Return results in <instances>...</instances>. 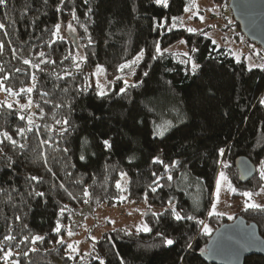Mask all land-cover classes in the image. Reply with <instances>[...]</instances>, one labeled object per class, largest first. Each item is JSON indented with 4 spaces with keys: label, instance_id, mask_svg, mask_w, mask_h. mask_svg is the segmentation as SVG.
I'll use <instances>...</instances> for the list:
<instances>
[{
    "label": "trees",
    "instance_id": "1",
    "mask_svg": "<svg viewBox=\"0 0 264 264\" xmlns=\"http://www.w3.org/2000/svg\"><path fill=\"white\" fill-rule=\"evenodd\" d=\"M22 3L23 0H8L7 9L0 8V22L6 24L4 29H0V43L4 44L0 54V69H3L0 71V82L15 92L33 87L30 94L33 101L31 112L35 113L33 119L36 124L47 123L58 129L59 125L55 124L53 117L59 119L66 116L76 125L77 131L66 140H61L55 131L46 134L41 127L39 135H35L37 130L33 128L32 132L26 133L27 139H24L16 134V129L26 126V121L19 120L17 109H8L0 104V133L8 132L19 144L25 145L23 149L12 151L11 145L5 141V150L16 163L11 169L0 165V178H3L0 188L11 193L9 199L8 193L0 192V247L4 250L11 248L20 264H100L101 260L104 264H119L121 259L125 264H208L201 254L205 252L214 231L229 222L225 216L209 214L219 173H227L239 197L244 192L257 191L263 183L259 169L260 162L264 161V106L258 104V98L264 95V70L252 67L249 71V66L255 63L246 57L250 53L248 49L245 55L238 58L232 50L219 47L201 32L189 33L183 28L168 30L172 18L184 14L185 0H169L168 8L155 5L152 0H139L138 18H134L130 0H91V20L95 22L88 23V30L94 41L92 46L82 47L87 42L86 39H79L84 36L83 29L73 22L77 28V42L86 57L80 70H76L71 57L59 63L69 53L76 54V47L70 40L52 37L49 47L44 43L49 38L48 34L45 33L41 38L45 27H52L55 23L67 25L71 19L68 11L55 12V0H50L53 6L45 9L47 15L41 14L32 26L40 0H32L33 10L25 18L20 16ZM76 3L77 15L82 22H87L83 15L87 6L83 5L82 0H76ZM226 3L229 1L226 0ZM5 12L12 16L15 23L8 24L2 19ZM159 23H163L164 27L157 28ZM234 25L242 33L235 20ZM154 40L160 41L162 50L179 40L186 41L185 53L193 56L200 64V70L195 75H185L187 69L182 63L187 59L185 54L180 55L179 59L174 53L165 51L163 57L150 59ZM193 47L198 51L191 52ZM141 48L146 49L145 57L132 79L142 78L143 83L138 88L129 89L130 103L128 99H114L110 105L107 97L102 99L94 88L85 86L87 77L98 66H103L108 81L113 85L109 94L118 91L123 84L116 77L125 74L118 70L119 64L130 62ZM40 51L46 53L43 59L55 60L57 63L40 64L43 71L23 63L24 59L39 63ZM17 68L21 71L17 72ZM144 70L149 71L147 77L142 76ZM33 75L36 81L32 80ZM209 78L219 89L210 98L202 92ZM63 87H69L71 95H76L71 92L72 88H85L83 95H77L74 111L70 115H67V108L55 107L56 103L66 100L69 95L61 91ZM45 91L49 95L42 97L41 93ZM25 96L28 97V94L22 92V99H26ZM45 99L50 103L45 104ZM40 108H43V113ZM149 108L152 111L149 112ZM125 109L133 115L139 112L145 116L144 133L135 137V142H129L126 136L120 134L124 118L119 113ZM89 112L95 113L100 119H91ZM225 112H229V115L225 116ZM178 113L185 118L178 128L166 133L163 138H155V141L148 135L153 120L158 124L168 120L176 124ZM188 133L197 138L194 144L198 153L207 152V157L197 158L191 152H180L179 144ZM48 135L53 137L49 141L51 147L40 144ZM104 136L115 138L114 151L103 149L99 141ZM85 137L88 140L85 150L87 163L79 160L81 141ZM0 139L3 137L0 136ZM65 146L70 147L67 157L62 152L54 151V148ZM158 146L164 151L160 152ZM217 146L228 149L222 158L214 152ZM92 152H95L94 156L90 155ZM133 155L135 159L130 163L129 157ZM155 155L164 157L165 163H170L173 158L187 160V176L182 177L181 171H175L173 187L157 188L156 193H153L149 185L156 177L152 176V172L156 171L159 175L163 171V165L151 162ZM239 157H247L257 168L256 175L245 183L240 182L235 165ZM65 160L76 166L67 169L72 172L71 177L65 175ZM49 167L52 172L47 170ZM122 172L127 173L128 180L124 187L117 189L116 183L120 182ZM31 175L40 178L39 184L37 181H26V177ZM76 180L80 183H75ZM160 182L165 183L163 180ZM52 183L57 184V190L49 193ZM60 183L77 198L68 197L59 189ZM32 187L44 191L46 196L29 197L28 192ZM84 188L88 189L89 197L82 196ZM198 193L200 202H197ZM170 195L175 196L177 211L183 209L195 215L197 220L207 225L210 232L206 234L204 225L194 221H176L169 213L159 219L147 213L145 220L151 232L119 228L106 233L96 246L100 259L84 261L67 249L66 242L63 246L55 244L57 238L62 239L67 226H71L84 213L95 212L102 206L114 207L122 199L162 208L161 200L166 202ZM85 200L88 202L85 203ZM65 204L71 211L65 210L61 216L59 210ZM17 215L21 216L23 223L16 221ZM239 217L256 223L264 238V211L239 208L234 220ZM57 223L61 228L59 234L54 232ZM23 224L27 225V229L23 228ZM9 228L13 229L11 233ZM158 232L176 242L172 246H150L159 242ZM29 233L42 235L45 239L35 245H31L30 240L28 244H18L22 236ZM6 234L15 235L17 240L4 241ZM188 243L192 245L191 248L186 246ZM29 248H36L37 251L29 250L27 257L16 255L18 250ZM69 255L74 259L69 260ZM244 264H264V258L251 256Z\"/></svg>",
    "mask_w": 264,
    "mask_h": 264
},
{
    "label": "snow or ice",
    "instance_id": "2",
    "mask_svg": "<svg viewBox=\"0 0 264 264\" xmlns=\"http://www.w3.org/2000/svg\"><path fill=\"white\" fill-rule=\"evenodd\" d=\"M130 2H131V9H132V13L134 14V18H138V16L136 14L139 11V0H130ZM152 2L155 5H159V6H162L164 8H168V6H169V0H152ZM82 3H83V5L87 6L85 9V12L83 13L85 20L87 22H82L80 19V16L77 15L76 0H55L54 10L57 13H61L65 10L68 11V15L70 16L71 19L66 25L67 31H69L72 34H75L77 31V28L74 26L73 22H75L76 25H79V27L82 28L83 32H84V36L79 37V39H86L87 42L82 47L87 48V47L92 46L94 43L91 35L89 34L88 23H94L95 21L91 20V17L93 14V8L91 6V0H82ZM52 6L53 5L50 3V0H40V6L35 9L36 16L33 19V21L31 22V25L32 26L35 25L36 20L39 19V16L41 14L46 16L47 11L45 9L52 7ZM7 7H8V0H0V8L7 9ZM32 10H33L32 0H23L22 6L19 9L21 18L27 17L28 12L32 11ZM2 19L6 20L8 22V24L15 23L12 16L8 12L4 13V16L2 17ZM179 19H180L179 17H173L172 18L173 22L169 26L168 30L175 28L176 27V21H178ZM5 27H6V24L3 22H0V29H4ZM61 27H62L61 23H55L52 27H45L42 30L41 38L43 37V35L45 33L48 34V37H49L47 40H44V43L46 45H48L49 47L51 46V38L52 37H57L58 39H61V40L64 39V37L60 35ZM156 27L157 28H163L164 24L159 23L156 25ZM187 31L189 33H193L196 30L192 29V28H188ZM179 43L185 44L186 41L180 40ZM3 48H4V44L0 43V54H2ZM152 48L154 49V51H152L150 54V59H152V60H155L158 57H163L164 52L167 51V49L162 50L159 40H154L152 42ZM190 51L194 53V52L198 51V49L193 47L190 49ZM145 53H146V49L141 48L138 51V53L136 54V56L134 57V59H132L130 62H125V63L119 64L118 70L122 73H125V74L116 77V79L122 81V84H123V86H121L118 91H115L114 93H112L110 95L109 91H106L104 89H100V91L98 92V95L102 99L107 97L108 103L110 105L114 99H116V100L128 99L129 103H130L131 100L129 97V89L138 88L143 83L142 78H137V79L133 80L132 77L136 76V70L139 68L140 63L144 60ZM185 55L187 56V59L182 61V63L184 64V66L187 69V71L185 72V75H195L200 70L201 66L198 62L195 61L193 56L188 55V53H185ZM256 55H259V54H256ZM45 56H46V53L44 51H40L39 52V58H40L39 63H33L29 59H24L23 63L25 65H30L31 67L37 68L40 71H43V69H40V64H46L47 65L49 63H52V64L57 63V61H55V60L43 59ZM70 57L72 59L73 67L76 70H80V62L81 61H86V57L82 54L73 55V54L69 53V55L64 56L63 60L59 61V63L62 64L64 62V60H68ZM252 67H259L261 70H264V64L250 65L249 71L252 70ZM0 71H3V69H0ZM16 71L20 72L21 69L17 68ZM67 75H72V73H67ZM148 75H149V71L144 70L142 73V76L147 77ZM58 78H61V77H58ZM4 79L7 80L8 77H4ZM32 80L36 81L35 75L32 76ZM109 83H112V82L110 81ZM97 87L99 88V85H97ZM0 89L6 90L9 93V95L13 94L12 89L11 88L5 89V85L2 82H0ZM33 90L34 89L31 86L21 89L22 92L28 94V100H27V103L19 105V109L16 112V114L18 115V118L20 121H26V126H21V127L17 128L16 134L20 135L24 139H27V136H26L27 132H32L33 128H35L37 130L35 135H39V130L41 127H43L44 132L46 134L52 133L55 131L57 136H59L61 140H66L68 137H71L72 134L77 131V127L70 119L66 118V116H61V118H59V119H56L55 116L53 117L55 124L59 125L58 129H54L50 124H47V123H45L43 125L36 124L35 120L33 119V116L35 115V113L31 112V109L33 107V101L31 99L30 94L33 92ZM218 90L219 89H218L216 83L211 78H209L207 80V82L202 87V92L208 98H210L211 95L214 94ZM61 91H63L66 94L70 93L69 87H63L61 89ZM84 91H85L84 87L72 88L71 92L76 93V95L69 94L66 100H64L60 103H56L55 107L56 108H62V107L67 108L68 109L67 115H70L71 112L74 111V106L77 102V95H83ZM48 95H49V93L46 91L41 93L42 97H47ZM44 103L49 104L50 102H49V100L45 99ZM258 104L260 106H264V95H262L258 98ZM5 106L8 109H12V107H13L12 104H7ZM36 107H40V106L36 105ZM40 111H41V113H43V108H40ZM148 111L150 112V111H152V109L149 108ZM26 112L30 113V114L26 115L25 114ZM119 115L124 118L123 119V127L120 129V134L126 136L129 140V142H135V137L144 133V128L146 126L145 116L139 112H137L135 115H133L127 109L120 112ZM224 115L228 116L229 112H225ZM88 116L93 120L100 119V117H97L95 115V113H93V112H89ZM41 119H43V116H41ZM184 119L185 118L178 113L177 117H176V120H177L176 124H173V122L171 120L164 122V124H158L155 120H153L151 122L152 128H151L150 133H148V135H150L154 141H155V138H157V137L163 138L166 133L171 132L174 128H178L180 124L184 123ZM0 136L3 137V139H0V145H4L3 147H0V165H2L3 167L11 169L15 165L16 160L13 158L12 155H9L8 151L5 150L7 148L5 141H7L8 144L11 145L12 151H15V149H17V148L23 149L25 147V145L19 144L18 141L15 140L12 135H9L8 132L0 133ZM196 139L197 138L192 136L191 133H188L187 135H185L182 138L181 143L179 144L180 152H191L192 156L197 157V158L207 157V155H208L207 152L198 153V150L194 144V141ZM51 140H53V137L51 135H48L46 139L40 141V144L41 145H49L51 147L52 145L49 144V141H51ZM99 143L102 145L104 150H107V151H114L115 150L116 140L114 137L104 136L100 139ZM87 146H88V140H87V137H85L81 141V151L79 154V160L86 162V163L88 160V157H87L86 151H85L87 149ZM158 150L160 152L164 151L162 148H159V146H158ZM227 150L228 149L226 147L217 146V148L214 150V152L218 155V157L222 158L225 155ZM54 151L62 152L64 154V157H67L68 154L70 153V147H67V146L62 147V148L57 147V148H54ZM90 155L94 156L95 152L90 153ZM134 159H135L134 155L129 157V162L131 163ZM44 162H45V165H47V157H45ZM151 162L154 164L163 165V171L159 175H157L156 171L152 172V176L156 177V179L153 180L151 182V184L149 185V187L151 188V191L153 193H156L157 188L171 189L173 187V185H172L173 172L181 171L182 176H184V177L187 176V171H186L187 160H185V159L173 158V159H171L170 163H165L164 157H162L161 155H155L154 158H151ZM217 162L223 163L222 160H218ZM64 166H65V175L68 177H71L72 172L68 171L67 169L68 168H75L76 166L74 164H68L67 160H65ZM105 167L107 168L108 166L106 165ZM47 170L49 172L53 171L52 168H50V167ZM10 176H11V174L9 173V177ZM126 176H127V173H123V172L121 173V179H124ZM259 176H260V180L264 181V161L260 162ZM0 180H3V178H0ZM162 180L165 181V183H161L160 181H162ZM221 180L228 182L227 177L225 176L224 172H222V171L219 173V179H217L215 182L217 202L219 199V190H220V181ZM26 181H37V183L39 184L40 178L36 175H31V176L26 177ZM75 183L79 184L80 181L76 180ZM58 187H59V189H62L63 192H65L68 197H71L72 199L77 198L73 194L72 191H69V189L67 187H65V185L63 183H60L58 185ZM259 187H260V193H264V184H260ZM116 188L121 189V185L119 182L116 183ZM13 190H15V189H13ZM56 190H57V184L52 183L49 187V193L56 192ZM230 190L234 191V189H230ZM0 192L8 193V190L4 189V188H0ZM260 193H257V195H259ZM243 195L245 197L251 198L253 193L244 192ZM8 196H9V199H11V193H8ZM28 196L29 197H41V198H43L46 196V193L44 191H38L35 187H32V190L30 192H28ZM82 196L83 197H89L90 196V193H89L87 188H84L82 190ZM84 202L87 203L88 200H85ZM25 203H27V201H25ZM161 207H162V211L152 213V215L154 217H156L157 219L164 216L165 213H169V215L171 217H174L176 221L189 220V221H194L197 224L204 225V222L197 220L195 215L188 214L183 209H181V211H177L176 201H175L174 195L168 196L166 199V202L164 200H161ZM196 207H198V205ZM247 207L248 208H254V209H260L261 211H264V205H260V204L249 203L247 205ZM212 209H213V214L221 215V213H218L215 211V209H216L215 204L212 205ZM65 210L71 211V209L68 208V205L65 204V205L60 207L59 211H60L61 216H63ZM194 211H195V209H194ZM182 212H183V215H182ZM15 219L17 222L23 223L21 216L17 215L15 217ZM23 228L27 229V225L23 224ZM203 230L206 234L208 232H210V229L207 227V225H204ZM8 231L11 233L13 231V229L9 228ZM140 231L151 232V229L147 225H144L142 229L137 228V232H140ZM54 232L56 234H59L61 232V228H60L59 223L56 224ZM67 234L70 237L73 235V232L71 230H68ZM157 235L160 237L159 242L156 244L150 245V246H152V247H159L160 245L172 246L176 242L173 238H169V237L165 236L164 233H162V232H158ZM3 239H4V241H7V242H13V241L17 240V237L15 235L6 234V235H4ZM44 239H45V237L42 235L29 233L28 235L22 236V238L18 241V244H28L29 240H30V244L35 245L37 242H43ZM64 243H65V241L63 239L57 238L55 240L56 245L63 246ZM186 246L188 248L192 247V245L190 243H188ZM67 249L70 252H77L76 247H74L72 244H68ZM29 250L32 252L37 251L36 248H29L28 250H18L16 252V255H20L21 257H27L29 255ZM53 250L58 251V249H53ZM0 252H3V259L6 262V264L9 261V259L12 258L14 255L11 248H9L7 251H5L4 249H0ZM68 259L72 260V259H74V257L72 255H69ZM12 264H20V261L13 259ZM100 264H104V261L101 260ZM119 264H125V261L123 259H121Z\"/></svg>",
    "mask_w": 264,
    "mask_h": 264
},
{
    "label": "rangeland",
    "instance_id": "3",
    "mask_svg": "<svg viewBox=\"0 0 264 264\" xmlns=\"http://www.w3.org/2000/svg\"><path fill=\"white\" fill-rule=\"evenodd\" d=\"M223 1L224 2H221V0H185L186 7L184 14L176 21L175 28L195 29V32H201L205 36L210 37L219 47L232 50L234 55L238 58L245 55L244 52L248 49L250 53H247L246 57L250 61H253V63H255L254 65L260 63L264 64V51L238 31V28L234 25V18L229 3H226V0ZM60 34L75 45L76 54L83 55L82 49L77 42L76 33L72 34L67 31L65 25L61 27ZM179 41L168 47L167 52L174 53L181 59L180 55L185 54V44H180ZM82 64L83 61L80 62V65ZM97 85H99V88ZM85 86L87 88H94L97 94L100 89L109 92L113 89V85L109 83L106 77L103 66H98L95 71L87 77ZM12 92L13 94L9 95L6 90L0 89V104L4 106L12 104V108L18 110L20 104L27 103L28 97L25 96L26 99H22V91ZM224 174L228 182L224 180L220 181L218 202L215 186L209 214L215 215L212 209V205L215 204V211L225 216L229 222H232L239 208H248L247 205L249 203L264 205V193H260V188L257 191H250L253 193L251 198L245 197L243 194L242 197H239L236 195V189L232 186L227 173L224 172ZM217 179H219V175ZM127 180V177L120 180L119 183L121 188L125 186ZM262 184H264V181ZM186 185L189 184L187 183ZM230 189H234V191ZM257 193L260 194L257 195ZM197 197L199 198L197 202H200L199 193ZM160 211H162V208L151 207L146 203L122 199L121 202L114 207L102 206L95 212L84 213L79 219H76L71 226H67L62 239L67 245L72 244L76 247L77 252L72 253L80 256L81 260L100 259L96 253V246L106 233L119 228L135 231H137V228L142 229L144 225H147L145 215L147 213ZM68 230L73 232V235L70 237L67 234ZM0 249L2 248L0 247ZM14 255L9 259L7 264H12L13 259L16 260ZM0 264H6L3 259V252H0Z\"/></svg>",
    "mask_w": 264,
    "mask_h": 264
},
{
    "label": "water",
    "instance_id": "4",
    "mask_svg": "<svg viewBox=\"0 0 264 264\" xmlns=\"http://www.w3.org/2000/svg\"><path fill=\"white\" fill-rule=\"evenodd\" d=\"M228 1L242 34L264 50V0ZM235 165L242 183L256 175V165L247 157L237 158ZM201 256L208 264H244L251 256L264 258V238L256 223L239 217L214 231Z\"/></svg>",
    "mask_w": 264,
    "mask_h": 264
}]
</instances>
